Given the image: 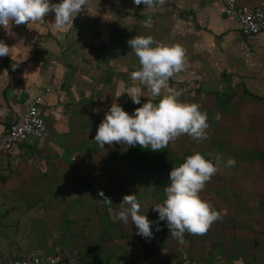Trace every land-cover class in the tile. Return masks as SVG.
I'll list each match as a JSON object with an SVG mask.
<instances>
[{
  "label": "crops",
  "instance_id": "crops-1",
  "mask_svg": "<svg viewBox=\"0 0 264 264\" xmlns=\"http://www.w3.org/2000/svg\"><path fill=\"white\" fill-rule=\"evenodd\" d=\"M237 1L264 8V0ZM54 18L49 13L37 22L0 27V40L10 47V55L0 57V136L48 90L40 107L47 136L0 153V264L33 255L59 264L95 263L87 260L88 241H74L73 233L94 231L91 200L97 201L91 197L99 199L102 185L119 182L118 172L125 176L129 157L121 155L127 145L100 147L94 140L97 128L112 102L126 110L161 98L148 94L134 104L126 94L133 85L147 91L130 79L140 67L127 43L133 36L183 47L185 67L168 82L182 93V102L215 96L233 100L232 106L246 102V111L251 102L264 121V31L245 37L213 0H165L148 9L133 0H90L73 24L57 29ZM159 248L145 264L170 260L174 250ZM75 250L86 259H74ZM180 251L185 256L184 248Z\"/></svg>",
  "mask_w": 264,
  "mask_h": 264
},
{
  "label": "rangeland",
  "instance_id": "rangeland-1",
  "mask_svg": "<svg viewBox=\"0 0 264 264\" xmlns=\"http://www.w3.org/2000/svg\"><path fill=\"white\" fill-rule=\"evenodd\" d=\"M230 101L215 96H208L207 99L194 96L184 100L200 105L208 115V138L203 142L197 143L187 134H182L158 151L144 149L140 145L129 149L126 147L127 152L121 153L129 156L124 159L125 176L118 172L119 182L102 185L103 196L99 199L97 194L91 197L97 201L92 203L91 200L92 209H96L90 218L94 231L73 233L74 241H88L89 248L84 249L88 261H95L94 264H145L148 259L159 255V247L165 246L174 250L170 260H165L166 264H175L176 258L185 260L184 264H189L188 261L203 264H264L263 116L252 111L251 102L249 111H246V102L232 106L233 100ZM138 107L126 106V111L131 114ZM217 113L221 117L219 120L215 119ZM196 152L214 163L217 157L222 161L218 171L200 192L201 198L208 200L220 212L221 218L214 221L204 234L185 232L180 239L171 236L165 221H159L153 205L166 199L164 189L170 184L172 168ZM229 158L236 160L232 167L226 166ZM98 191L101 190L98 188ZM133 193L141 204V214L157 222L153 224L151 238L137 234L131 220L124 224L114 219L109 211L110 208L113 212L118 210L123 196ZM105 197L108 199L104 200ZM95 226L98 227L96 230ZM118 241L119 247L112 249V244ZM181 248L186 251L185 256ZM75 252L77 256L74 259H86L80 250Z\"/></svg>",
  "mask_w": 264,
  "mask_h": 264
},
{
  "label": "clouds",
  "instance_id": "clouds-1",
  "mask_svg": "<svg viewBox=\"0 0 264 264\" xmlns=\"http://www.w3.org/2000/svg\"><path fill=\"white\" fill-rule=\"evenodd\" d=\"M145 9L163 4L165 0H133ZM90 6V0H0V27L32 23L43 20L54 13L53 24L57 29L73 24L74 18ZM132 52L138 57L140 67L130 73V79L139 81L146 92L135 85L127 89V95L134 104L141 103V97H161L153 103L147 99L141 107L129 114L118 102H112L105 118L97 128L94 140L100 147L119 143L128 147L140 145L144 149L158 151L174 142L177 137L187 134L197 143L208 138V115L196 103L182 102L181 92L170 87L168 82L185 67V50L179 44H159L151 36H133L128 40ZM155 45V46H153ZM10 55V47L0 40V57ZM217 113L215 119L219 120ZM222 163L219 157L214 163L200 152L188 155L179 166L169 173L170 184L164 189L166 199L153 205L159 221H165L171 236L182 239L185 232L204 234L210 225L221 218L210 202L201 198L200 192L218 171ZM236 164L234 158L227 160V167ZM103 196V192H101ZM108 198L105 197L104 200ZM115 212L114 219L127 224L131 220L137 234L144 238L153 236L156 221L141 214V204L135 193L124 195ZM159 231V227L156 228Z\"/></svg>",
  "mask_w": 264,
  "mask_h": 264
},
{
  "label": "built area",
  "instance_id": "built-area-1",
  "mask_svg": "<svg viewBox=\"0 0 264 264\" xmlns=\"http://www.w3.org/2000/svg\"><path fill=\"white\" fill-rule=\"evenodd\" d=\"M213 1L223 5L225 17L236 21L245 37L256 36L264 31V8L242 7L237 0ZM46 92L48 90L41 91L34 100H31L26 106L24 115L0 136V153L21 146L31 139H42L47 136L48 127L40 110ZM12 264L59 263L52 257L33 255L16 258Z\"/></svg>",
  "mask_w": 264,
  "mask_h": 264
}]
</instances>
